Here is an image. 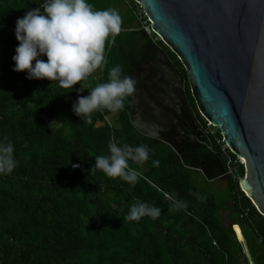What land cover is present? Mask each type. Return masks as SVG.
<instances>
[{"label":"trees","instance_id":"1","mask_svg":"<svg viewBox=\"0 0 264 264\" xmlns=\"http://www.w3.org/2000/svg\"><path fill=\"white\" fill-rule=\"evenodd\" d=\"M86 2L95 10H117L123 24L115 45L106 47V64L81 82L86 89L79 92V83L63 89L57 81L13 71L16 21L45 0H0V143L13 144L17 161L11 174H0V264H249L242 237L254 264H264V217L235 172L244 177V164L201 116L178 56L146 32L147 17L134 0ZM150 44L184 77L210 140L201 132L182 148L152 140L133 124L131 97L117 113L93 112L91 124L73 113L79 96L108 82L111 68L119 65L122 77L131 76L152 58ZM110 142L148 146L145 163L129 162L139 173L135 187L100 170L89 174L95 157L110 154ZM216 180H226L223 203L199 186ZM173 200L187 207L170 212ZM138 202L160 208V216L125 220Z\"/></svg>","mask_w":264,"mask_h":264},{"label":"water","instance_id":"2","mask_svg":"<svg viewBox=\"0 0 264 264\" xmlns=\"http://www.w3.org/2000/svg\"><path fill=\"white\" fill-rule=\"evenodd\" d=\"M134 1L184 66L201 116L243 159L244 177L235 169L240 187L264 217V0ZM145 65L147 75L177 79L172 67ZM164 83L167 99L174 97L178 81Z\"/></svg>","mask_w":264,"mask_h":264},{"label":"clouds","instance_id":"3","mask_svg":"<svg viewBox=\"0 0 264 264\" xmlns=\"http://www.w3.org/2000/svg\"><path fill=\"white\" fill-rule=\"evenodd\" d=\"M122 24L121 15L113 8L95 10L86 0H45L40 7L29 10L16 21L18 46L12 57L13 71L27 72L29 80L57 81L63 89L71 90L79 83L78 91L83 92L86 86L81 82L106 64V47L115 45ZM41 56H46L47 60L40 59ZM136 84L132 76L122 77L117 65L110 69L108 82L99 83L89 90V95L78 97L72 111L91 124L93 112L123 110L125 100L135 94ZM108 147L110 154L95 157V165L89 169V174L94 175L100 170L109 178H120L135 187L139 173L129 162L145 163L149 159L148 146H118L116 142H110ZM13 153L11 142L0 143V174H11L17 167ZM158 166L159 161H153V167ZM186 207L182 201L173 200L169 211ZM160 214V208L138 202L130 207L124 219L139 221L145 216L157 219Z\"/></svg>","mask_w":264,"mask_h":264},{"label":"flooded vegetation","instance_id":"4","mask_svg":"<svg viewBox=\"0 0 264 264\" xmlns=\"http://www.w3.org/2000/svg\"><path fill=\"white\" fill-rule=\"evenodd\" d=\"M147 47L148 55L154 52L153 57L136 65L131 73V76L137 81L136 92L131 97V105L134 110L133 124L152 140L169 143L176 148L184 147L188 141L194 143L199 132L208 139L209 132L203 129L201 120L186 95L184 77L162 51L152 44ZM148 60L159 62L161 65L158 66L162 67V71H165V67L169 66L177 72L175 81H172L170 73H168L170 78L166 74H163L162 77L169 88L178 81L174 97L169 94L170 99H167L168 92L159 75L146 74V70L152 68V66L148 67V64L145 65ZM179 81H183L184 94L179 90ZM209 145V148L212 147L211 144Z\"/></svg>","mask_w":264,"mask_h":264},{"label":"rangeland","instance_id":"5","mask_svg":"<svg viewBox=\"0 0 264 264\" xmlns=\"http://www.w3.org/2000/svg\"><path fill=\"white\" fill-rule=\"evenodd\" d=\"M138 12H139V16H141V13H142L141 10H138ZM124 36L127 37V34L124 35ZM157 38H158V39H161V38L158 37V36H157ZM153 39H154L155 41L157 40L155 37H153ZM216 129H217V128L214 127V128L211 129V130H212L213 132H216ZM240 162H243V163H244L243 159H240ZM197 174H198V173H195V174H194V177H196V179L198 178ZM199 175L201 176V173H199ZM200 178H201V177H200ZM199 186H200L201 188L206 187V189H208V190H210V191H213L216 195H218L219 198H220V200H219L220 203H223V202L225 201L226 180H216V181L211 182L209 185H203V183H202V184H199ZM222 205H223V204H222ZM224 216H227V213H226V212L224 213ZM241 240L243 241L242 243H243V246H244V248H245V252H246V254H247V257H248V260H249V264H254V262L252 261L250 255H249L248 250L246 249V245H245V241H244L243 237L241 238Z\"/></svg>","mask_w":264,"mask_h":264},{"label":"built area","instance_id":"6","mask_svg":"<svg viewBox=\"0 0 264 264\" xmlns=\"http://www.w3.org/2000/svg\"><path fill=\"white\" fill-rule=\"evenodd\" d=\"M148 22H149V20L148 19L147 20L145 19V21L142 22V24H143V27L146 30V32L149 33V34H152V29L150 27V23H148Z\"/></svg>","mask_w":264,"mask_h":264},{"label":"crops","instance_id":"7","mask_svg":"<svg viewBox=\"0 0 264 264\" xmlns=\"http://www.w3.org/2000/svg\"><path fill=\"white\" fill-rule=\"evenodd\" d=\"M241 242H243L241 239H240Z\"/></svg>","mask_w":264,"mask_h":264}]
</instances>
